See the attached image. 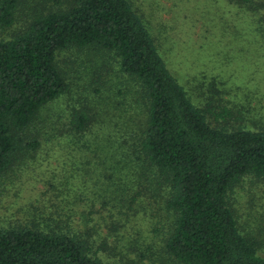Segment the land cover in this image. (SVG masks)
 <instances>
[{
	"label": "trees",
	"instance_id": "16d2710c",
	"mask_svg": "<svg viewBox=\"0 0 264 264\" xmlns=\"http://www.w3.org/2000/svg\"><path fill=\"white\" fill-rule=\"evenodd\" d=\"M41 1L49 7L24 20L10 37L0 35V177L18 165H36L45 150L42 165L53 145L69 138L70 152L82 154L71 165L78 160L79 165H127L142 172L141 185L155 188L170 218L162 224L164 264H264V245L240 231L228 197L245 178L264 184V128L252 129L221 97L213 116L218 125L212 126L206 118L210 110L198 108L171 73L129 0ZM230 1L258 2L264 9V0ZM21 8L23 0H0L1 33L14 27ZM68 49L97 53L103 64L115 65L96 81L108 86V98L112 92L122 100L114 112L125 119L113 124V133L100 106L92 108L95 113L72 110L65 123L61 115L54 123L55 113L39 120L69 93L56 60ZM112 73L120 76L116 91L109 85ZM103 129L108 133L101 139ZM73 140L78 141L71 145ZM87 154L94 159L83 162ZM61 159L59 165H66ZM136 200L135 195L130 202ZM55 214L58 221L69 217ZM48 220L52 227L0 228V264L143 263V253L129 257L134 247L117 253V261L102 259L106 239L97 231L80 233L67 221H59L63 227Z\"/></svg>",
	"mask_w": 264,
	"mask_h": 264
},
{
	"label": "rangeland",
	"instance_id": "374dc122",
	"mask_svg": "<svg viewBox=\"0 0 264 264\" xmlns=\"http://www.w3.org/2000/svg\"><path fill=\"white\" fill-rule=\"evenodd\" d=\"M129 2L148 25L171 73L198 108L210 110L206 118L212 126L218 125L213 116L219 114L222 103L218 97H221L227 101L228 108L240 110L245 123L254 126L252 129L264 128V9L258 2ZM47 7L41 0H23L17 23L0 35L10 37L24 20ZM56 60L66 75L69 93L44 109L39 120L55 113L52 121L55 123L61 115V122L65 123L72 110L86 108L83 111L95 113L97 109L92 108L100 106L104 122H112L109 132L113 133V124L125 119L114 112L116 103L122 100L112 92L108 98V86L106 89L100 83L97 86L96 81L103 79L102 75L105 78L115 65L103 64L104 58L97 53L75 49L59 52ZM113 75L109 85L114 84L116 91L121 84L117 80L120 76ZM216 90L221 94L214 95ZM220 119L216 120L221 123ZM230 121L234 124L235 120ZM120 127L116 126L115 133ZM99 133L102 139L108 131L103 129ZM92 138L87 137L90 141ZM68 140L61 139V145L55 143L50 159L42 165L39 164L46 158L45 150L36 165H18L0 177V228L52 227L54 222L48 219L65 227L59 222L64 220L76 232L89 229L93 233L94 230L106 239L99 252L102 259L117 261V253L134 247L133 252H127L129 257L138 259L143 253L142 264H154L151 260L164 264L162 224L170 218L155 188L141 185L142 172L129 171L127 165H79L80 160L78 165H71L82 154L71 153ZM77 141H71V145ZM63 157L66 165H59ZM86 157L94 159L87 154L83 162ZM135 195L137 200L130 202ZM228 197L240 231L264 245V184L245 178ZM57 210L63 212L60 216L69 217L58 221Z\"/></svg>",
	"mask_w": 264,
	"mask_h": 264
}]
</instances>
